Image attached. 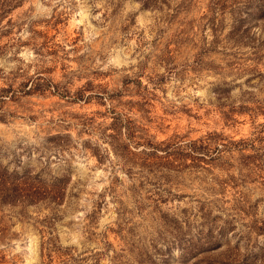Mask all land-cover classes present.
Returning <instances> with one entry per match:
<instances>
[{"label": "rangeland", "instance_id": "rangeland-1", "mask_svg": "<svg viewBox=\"0 0 264 264\" xmlns=\"http://www.w3.org/2000/svg\"><path fill=\"white\" fill-rule=\"evenodd\" d=\"M0 264H264V0H0Z\"/></svg>", "mask_w": 264, "mask_h": 264}, {"label": "trees", "instance_id": "trees-1", "mask_svg": "<svg viewBox=\"0 0 264 264\" xmlns=\"http://www.w3.org/2000/svg\"><path fill=\"white\" fill-rule=\"evenodd\" d=\"M204 145L205 144H203L202 141H200V144H199V147H198V146H196L195 141H191V142L188 143V146H189L188 148L191 151H195V149L200 148V147L202 148V147H204ZM38 193L43 195V194L47 193V190H41V191H38Z\"/></svg>", "mask_w": 264, "mask_h": 264}]
</instances>
